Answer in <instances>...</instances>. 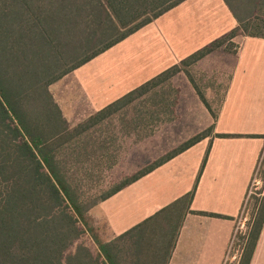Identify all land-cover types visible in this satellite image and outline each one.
<instances>
[{
	"label": "trees",
	"instance_id": "obj_1",
	"mask_svg": "<svg viewBox=\"0 0 264 264\" xmlns=\"http://www.w3.org/2000/svg\"><path fill=\"white\" fill-rule=\"evenodd\" d=\"M184 1L0 0V264H169L189 214L227 219L191 210L208 153L190 193L113 240L96 234L88 213L202 140L234 137L213 136L228 85L214 109L192 71L216 52L236 56L239 38L264 39V0H223L234 29L73 129L49 90ZM180 75L213 123L99 199L87 197L83 182L97 164L117 163L121 135L140 143L177 120L180 92L173 83ZM249 199L247 230L235 237L236 264L251 263L264 227V190ZM84 236L95 251L81 242Z\"/></svg>",
	"mask_w": 264,
	"mask_h": 264
},
{
	"label": "crops",
	"instance_id": "obj_2",
	"mask_svg": "<svg viewBox=\"0 0 264 264\" xmlns=\"http://www.w3.org/2000/svg\"><path fill=\"white\" fill-rule=\"evenodd\" d=\"M236 26L223 0H186L66 75L50 86V93L73 129ZM237 44V55H229L234 63L213 131V136L234 137L206 138L93 207L88 217L102 225L103 241L113 240L190 193L208 153L191 210L227 219L189 214L169 264H224L235 220L264 154V39L239 38ZM219 54L227 55L216 52L204 60ZM188 95L205 115L203 128L145 158L123 177L134 175L213 123L196 93L191 90ZM250 264H264V227Z\"/></svg>",
	"mask_w": 264,
	"mask_h": 264
},
{
	"label": "rangeland",
	"instance_id": "obj_3",
	"mask_svg": "<svg viewBox=\"0 0 264 264\" xmlns=\"http://www.w3.org/2000/svg\"><path fill=\"white\" fill-rule=\"evenodd\" d=\"M233 63L234 60L231 56L219 54L211 59L201 61L192 71L195 84L214 109L218 108L220 100L224 95ZM173 85L179 90L181 97V103L179 101L180 108L179 111H177V120L171 124L160 127L153 138L140 143H137L134 137L127 138L121 135L117 141L116 154L114 155L115 161H118V164L115 168H111L114 164V160H108L103 162V164L96 165L90 177L82 184V190L87 197H90L92 200L99 199L120 182L124 178L123 175L140 165L145 158L156 156L162 151H166L175 141L183 140L185 137H188L189 134L203 128L205 115L198 111L195 101L188 95L191 90L194 91L188 79L180 75L174 79ZM182 143L177 146L173 145L174 148L169 149L164 155L177 148ZM82 174H84V172H82ZM262 190H264L263 158L250 186V198L257 195L258 192ZM252 204V200L249 199L244 209L235 220L234 238L228 254L227 264H236L239 260L240 249L236 246L235 237L246 232L247 223L250 220ZM91 225L101 239L106 236L101 224H96L94 220H91ZM81 240V242L95 251V246L87 236H84ZM74 248L75 247H73L71 251H73Z\"/></svg>",
	"mask_w": 264,
	"mask_h": 264
},
{
	"label": "built area",
	"instance_id": "obj_4",
	"mask_svg": "<svg viewBox=\"0 0 264 264\" xmlns=\"http://www.w3.org/2000/svg\"><path fill=\"white\" fill-rule=\"evenodd\" d=\"M251 193H250V189H249V192H248V196H247V199H246V202L245 203H247V201L249 200V198H250V195ZM231 249V248H230ZM229 252H230V250H229ZM229 252H228V254H229ZM227 261H228V255H227V257H226V259H225V261H224V264H227Z\"/></svg>",
	"mask_w": 264,
	"mask_h": 264
}]
</instances>
